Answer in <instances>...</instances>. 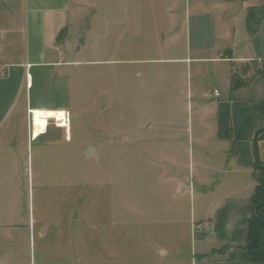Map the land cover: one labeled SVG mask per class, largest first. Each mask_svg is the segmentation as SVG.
I'll use <instances>...</instances> for the list:
<instances>
[{
	"label": "rangeland",
	"instance_id": "rangeland-1",
	"mask_svg": "<svg viewBox=\"0 0 264 264\" xmlns=\"http://www.w3.org/2000/svg\"><path fill=\"white\" fill-rule=\"evenodd\" d=\"M188 1L73 0L59 36L67 78L43 99L68 106L66 128L50 121L45 136L67 144L17 155L0 191V264H190V228L208 205L188 189L195 98L183 65L168 62L185 56Z\"/></svg>",
	"mask_w": 264,
	"mask_h": 264
},
{
	"label": "crops",
	"instance_id": "crops-1",
	"mask_svg": "<svg viewBox=\"0 0 264 264\" xmlns=\"http://www.w3.org/2000/svg\"><path fill=\"white\" fill-rule=\"evenodd\" d=\"M72 2L0 0V191L7 189L4 184L10 181L13 168L20 167L19 152L31 150L36 137L45 145L67 144L66 139V143L46 142L45 136L50 119L67 126L61 109L68 106L43 99L47 89L61 94L67 78L61 68L69 63L65 37ZM188 3L180 29L185 36V56L168 62L183 65L188 99L195 98L198 136L194 138L189 130L185 141L197 146L187 164L196 183L190 182L188 189L191 198L197 194L208 205L199 223L190 228V264H264V241L257 245V230L264 220L251 201L257 185L253 176L255 137L264 162V76L241 75L247 84L232 94L229 91L232 63L238 73L239 65L264 60V0ZM176 30L173 27L172 33ZM173 37L176 40L179 35ZM204 69L209 75L205 78ZM208 78L212 87L204 84ZM55 130L61 134V129ZM180 139L175 134L168 141ZM194 212L195 208L192 217ZM261 213L264 216V207ZM156 254L166 251L160 248Z\"/></svg>",
	"mask_w": 264,
	"mask_h": 264
},
{
	"label": "trees",
	"instance_id": "trees-1",
	"mask_svg": "<svg viewBox=\"0 0 264 264\" xmlns=\"http://www.w3.org/2000/svg\"><path fill=\"white\" fill-rule=\"evenodd\" d=\"M231 1V0H226ZM236 64L232 63L231 67V76H230V87L229 91L232 94L239 88L245 86L247 84V79L242 78L241 75H246L248 73H253L254 75H262L264 76V60L261 61H250L249 63H244L239 65L238 67V73L235 70ZM259 134V132L257 133ZM258 136V135H257ZM256 137L254 139V145H253V154H254V164H253V170L255 171H261L264 173V162L260 160L258 155V150L256 146ZM255 180H256V187L254 190V193L251 197V201L254 205L256 214L264 220V216L261 213L262 208L264 207V175H262L259 180H257L255 174H253ZM257 245L259 246L261 242L264 241V225H260L257 230Z\"/></svg>",
	"mask_w": 264,
	"mask_h": 264
},
{
	"label": "built area",
	"instance_id": "built-area-1",
	"mask_svg": "<svg viewBox=\"0 0 264 264\" xmlns=\"http://www.w3.org/2000/svg\"><path fill=\"white\" fill-rule=\"evenodd\" d=\"M214 94L216 96L219 95L218 91H216V90L214 91ZM62 118H63L62 119L63 124H67L68 125L70 117H69V113L67 111H63V117ZM50 121L53 122L55 127L60 128V126L58 125L59 123H58V121L56 119H50ZM64 128H66V127H64ZM32 138H34V134H32Z\"/></svg>",
	"mask_w": 264,
	"mask_h": 264
},
{
	"label": "water",
	"instance_id": "water-1",
	"mask_svg": "<svg viewBox=\"0 0 264 264\" xmlns=\"http://www.w3.org/2000/svg\"><path fill=\"white\" fill-rule=\"evenodd\" d=\"M39 137H36L34 140H33V144L35 143H39ZM90 152V149H88V153Z\"/></svg>",
	"mask_w": 264,
	"mask_h": 264
}]
</instances>
